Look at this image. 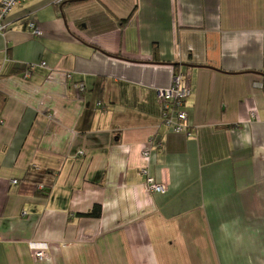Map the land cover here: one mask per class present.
<instances>
[{
    "label": "crops",
    "instance_id": "crops-1",
    "mask_svg": "<svg viewBox=\"0 0 264 264\" xmlns=\"http://www.w3.org/2000/svg\"><path fill=\"white\" fill-rule=\"evenodd\" d=\"M5 25L0 264H264V0H32ZM178 72L190 136L157 94Z\"/></svg>",
    "mask_w": 264,
    "mask_h": 264
},
{
    "label": "built area",
    "instance_id": "built-area-1",
    "mask_svg": "<svg viewBox=\"0 0 264 264\" xmlns=\"http://www.w3.org/2000/svg\"><path fill=\"white\" fill-rule=\"evenodd\" d=\"M32 0H1L0 1V31L7 28L5 20L8 14L19 4H24ZM72 0H52V3L58 7L67 4ZM29 30L34 36H41L42 32L35 22L28 24ZM45 66V63L42 64ZM76 88L83 92L85 90L84 84H79ZM260 88L264 89V84L260 85ZM158 99L164 109L163 123L170 128L175 134H186L190 133V125L188 112L186 110V104L188 99L191 97L192 90L190 85L189 77L186 73L178 72L173 78L172 86L168 89L158 90ZM149 151L143 153L144 158H149ZM142 175L145 177V190L148 193H159L165 194L167 192V186L164 183H158L150 175L147 167L142 168ZM17 184V181L13 182ZM35 256L38 259H42L45 256L44 251L40 250L36 252Z\"/></svg>",
    "mask_w": 264,
    "mask_h": 264
},
{
    "label": "trees",
    "instance_id": "trees-1",
    "mask_svg": "<svg viewBox=\"0 0 264 264\" xmlns=\"http://www.w3.org/2000/svg\"><path fill=\"white\" fill-rule=\"evenodd\" d=\"M82 216L86 218H97L98 219L102 216V209L100 206H95L92 209V211L88 212L87 214H83Z\"/></svg>",
    "mask_w": 264,
    "mask_h": 264
}]
</instances>
